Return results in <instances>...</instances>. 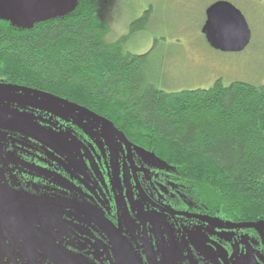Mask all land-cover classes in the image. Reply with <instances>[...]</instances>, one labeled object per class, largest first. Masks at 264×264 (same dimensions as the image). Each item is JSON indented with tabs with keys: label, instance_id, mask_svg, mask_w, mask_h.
Listing matches in <instances>:
<instances>
[{
	"label": "flooded vegetation",
	"instance_id": "flooded-vegetation-1",
	"mask_svg": "<svg viewBox=\"0 0 264 264\" xmlns=\"http://www.w3.org/2000/svg\"><path fill=\"white\" fill-rule=\"evenodd\" d=\"M144 152L0 80V264H264L263 220L185 201L182 180Z\"/></svg>",
	"mask_w": 264,
	"mask_h": 264
},
{
	"label": "trees",
	"instance_id": "trees-1",
	"mask_svg": "<svg viewBox=\"0 0 264 264\" xmlns=\"http://www.w3.org/2000/svg\"><path fill=\"white\" fill-rule=\"evenodd\" d=\"M92 2L77 0L69 15L29 28L0 20V80L103 119L181 179L185 201L230 220L264 221V85L218 79L161 92L146 83L150 52H124V39L101 43L106 28Z\"/></svg>",
	"mask_w": 264,
	"mask_h": 264
},
{
	"label": "rangeland",
	"instance_id": "rangeland-1",
	"mask_svg": "<svg viewBox=\"0 0 264 264\" xmlns=\"http://www.w3.org/2000/svg\"><path fill=\"white\" fill-rule=\"evenodd\" d=\"M216 2L231 4L248 25L251 40L240 53L213 50L204 39L205 12ZM92 6L106 28L103 45L124 39V52H150L144 70L146 83L161 92L207 89L218 79L225 86L233 82L264 85V0H94ZM144 14L142 30H131V23Z\"/></svg>",
	"mask_w": 264,
	"mask_h": 264
},
{
	"label": "water",
	"instance_id": "water-1",
	"mask_svg": "<svg viewBox=\"0 0 264 264\" xmlns=\"http://www.w3.org/2000/svg\"><path fill=\"white\" fill-rule=\"evenodd\" d=\"M76 5L77 0H0V20L29 28L48 18L65 17ZM202 34L211 49L223 53H240L251 40L242 14L227 2H216L206 10Z\"/></svg>",
	"mask_w": 264,
	"mask_h": 264
}]
</instances>
